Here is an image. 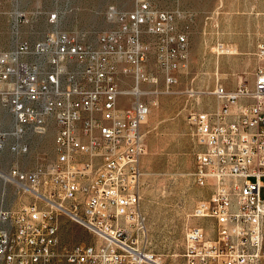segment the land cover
<instances>
[{"label":"built area","instance_id":"2783aa9c","mask_svg":"<svg viewBox=\"0 0 264 264\" xmlns=\"http://www.w3.org/2000/svg\"><path fill=\"white\" fill-rule=\"evenodd\" d=\"M179 17L136 0L128 13L109 8L113 28L96 45L57 32L0 50V103L11 122L8 129L0 120V151L27 154L30 135L55 129L56 154L34 170L0 175L33 198L0 213V264H163L147 247L142 208V127L158 103L146 98L160 94L144 89L157 83L144 65L154 50L166 93H174L190 68ZM255 56L252 87L219 85L218 108L190 114L201 148L192 177L208 192L192 216L210 222L214 237L203 226L187 229V264H264V44ZM129 79L134 87L124 90ZM64 219L94 241L64 245Z\"/></svg>","mask_w":264,"mask_h":264},{"label":"rangeland","instance_id":"374dc122","mask_svg":"<svg viewBox=\"0 0 264 264\" xmlns=\"http://www.w3.org/2000/svg\"><path fill=\"white\" fill-rule=\"evenodd\" d=\"M156 9L180 14L177 29L187 33L190 68L181 73L174 93L165 89V78L154 50L144 68L157 83L144 85L159 91L147 101H157L143 125L146 153L142 160V208L147 221V247L163 264H187L185 235L191 227L203 226L214 237L211 223L194 218L207 190L195 185L192 174L201 148L190 122L192 112H213L219 104L212 94L219 85L235 90L253 86L256 52L264 44V0H149ZM136 0H0V50L18 42L34 44L57 32L96 45L98 38L113 28L107 19L110 7L128 13ZM57 16L55 22L51 18ZM116 25V24H115ZM152 43L153 38L145 37ZM221 46H224L222 50ZM134 82L122 84L131 90ZM121 105L128 106L124 98ZM0 120L10 128V114L0 103ZM30 151L18 155L0 151V175L13 167L31 171L55 159V129L44 136H29ZM33 202L14 184L0 177V213L16 212ZM61 239L74 246L94 239L84 229L62 221Z\"/></svg>","mask_w":264,"mask_h":264},{"label":"bare ground","instance_id":"6f19581e","mask_svg":"<svg viewBox=\"0 0 264 264\" xmlns=\"http://www.w3.org/2000/svg\"><path fill=\"white\" fill-rule=\"evenodd\" d=\"M155 105H158V103H156Z\"/></svg>","mask_w":264,"mask_h":264}]
</instances>
